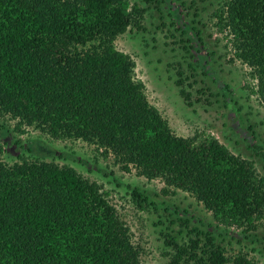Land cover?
Here are the masks:
<instances>
[{
  "label": "trees",
  "instance_id": "trees-1",
  "mask_svg": "<svg viewBox=\"0 0 264 264\" xmlns=\"http://www.w3.org/2000/svg\"><path fill=\"white\" fill-rule=\"evenodd\" d=\"M138 16L127 0H0V111L55 139L96 143L125 171L194 195L221 223L255 229L264 179L253 163L213 137L175 136L117 49L120 36L141 27ZM223 17L264 96V0H227ZM132 196L148 202L138 189ZM190 231L196 237L184 244L166 235L170 264H255ZM0 264H140V251L97 183L68 166L0 159Z\"/></svg>",
  "mask_w": 264,
  "mask_h": 264
},
{
  "label": "rangeland",
  "instance_id": "rangeland-1",
  "mask_svg": "<svg viewBox=\"0 0 264 264\" xmlns=\"http://www.w3.org/2000/svg\"><path fill=\"white\" fill-rule=\"evenodd\" d=\"M142 11L140 28L131 27L116 40L119 51L135 63L134 79L182 138L213 137L229 151L253 163L264 179V96L254 70L236 56L231 30L225 25L227 0H127ZM182 81L183 86H178ZM190 95L186 101L181 94ZM115 107L128 109L126 98L110 95ZM191 103V105H190ZM0 159L8 165L23 158L68 166L101 186L130 229L140 251V264H170L167 236L189 243L209 233L229 257L246 255L264 264V211L247 226L225 225L187 192L167 188L163 179L149 180L127 172L112 153L76 138L55 139L43 130L20 124L0 111ZM138 189L148 198L139 204Z\"/></svg>",
  "mask_w": 264,
  "mask_h": 264
}]
</instances>
